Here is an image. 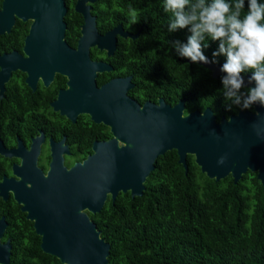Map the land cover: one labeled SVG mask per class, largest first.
Here are the masks:
<instances>
[{
    "label": "water",
    "instance_id": "95a60500",
    "mask_svg": "<svg viewBox=\"0 0 264 264\" xmlns=\"http://www.w3.org/2000/svg\"><path fill=\"white\" fill-rule=\"evenodd\" d=\"M94 1L75 0L73 4L82 17L75 47L64 38V0L0 3V34L8 33L16 19L29 21L22 52L0 54V93L3 82L16 69L26 73L25 81L32 88L37 76L47 85L53 74H62L66 88L58 91L51 103L53 109L72 122L84 113L111 133L107 140L93 141L92 152L68 167L62 157L66 146L50 141L45 172L36 164L38 148L34 142L41 137L33 138L28 151H16L20 162L12 166L14 177L0 180V197L6 199L11 192L40 237V249L60 264H107L109 244L87 212L100 211L106 198L113 201L119 192L141 195L154 160L167 150L176 151L185 171L186 155L191 154L199 170L214 180L230 175L235 182L247 170L253 171L264 190V107L253 105L252 110H239L216 120L209 107L184 114L183 98L173 105L161 97L139 104L126 94L133 85L131 75L112 77L97 85L96 75L112 66L91 59L89 49L103 50L109 57L117 36L134 38L136 33L123 31L120 24L99 33L90 13ZM222 63L201 65L217 77ZM221 157L225 162L218 164Z\"/></svg>",
    "mask_w": 264,
    "mask_h": 264
},
{
    "label": "trees",
    "instance_id": "16d2710c",
    "mask_svg": "<svg viewBox=\"0 0 264 264\" xmlns=\"http://www.w3.org/2000/svg\"><path fill=\"white\" fill-rule=\"evenodd\" d=\"M74 2L64 0L63 17L64 38L72 47L82 22L81 15L73 10ZM162 3L163 0L92 3L90 13L95 16L99 33L116 24L128 31L143 24L133 39L117 36L109 57L90 48L91 58L103 59L112 66L109 72L96 75V84L131 75L133 86L127 94L139 104L145 100L156 102L161 97L173 105L183 98L184 114L205 107L212 110L216 120L236 114L239 107L233 106L230 111L226 108L230 102L224 100L221 75L212 77L206 67L188 62L171 48L169 41H186L188 33L168 32L171 14L164 12ZM131 10L138 13L135 24L131 23ZM28 24L16 19L8 33L0 34V52L19 49ZM205 43H209L205 55L212 59L217 45L207 40ZM80 118L89 121L86 115ZM97 128L100 138L110 134L104 125ZM83 129L76 131L79 151L72 150L67 164L82 159L89 151L90 138L87 131L80 134ZM185 160L186 171L174 149L165 151L154 160L141 195L131 197L129 192H119L113 201L107 197L100 211L87 212L109 244L107 264H264V190L255 172L247 170L235 182L230 175L214 180L199 170L191 154ZM24 215L19 211L21 227L29 231L30 244L34 242L37 263L59 264L56 257L41 251L39 236Z\"/></svg>",
    "mask_w": 264,
    "mask_h": 264
},
{
    "label": "flooded vegetation",
    "instance_id": "af4514ba",
    "mask_svg": "<svg viewBox=\"0 0 264 264\" xmlns=\"http://www.w3.org/2000/svg\"><path fill=\"white\" fill-rule=\"evenodd\" d=\"M92 3H90V5H92ZM120 26L123 31L132 34L136 33L137 36L143 24L139 25L134 31H128L124 29L122 25ZM22 42L23 38L19 49L2 51L0 54L10 52L11 50H16L21 53ZM25 77V72L16 69L10 72L8 79L2 84L3 89L0 93V180L3 176L14 177L12 166L20 162V156L16 154V151L19 152L21 149L23 151H28L33 138L36 139L41 137L36 144L34 142V145L38 148L36 164L43 172H45L48 167L50 141L60 142L61 146H66L67 153L63 151L62 157L63 164L68 167L75 162L72 161L70 164H67V158L73 154L72 150L79 151L78 144L76 143V139L79 135L76 132L77 130L84 127V129L80 131V134H84V132L87 131V137L90 138L88 145L89 151L85 153L84 157L92 152L91 145L93 141H103L111 138L110 132L109 135H104V138L98 137L99 135L96 132L98 129L97 127L103 124L92 122L88 115L84 113L77 114L72 122L53 109L51 103L56 99L58 91L66 88V77L64 75L58 73L53 74L47 85H44L40 77L37 76L34 80L33 88L25 81ZM82 115H86L88 120L92 123L84 118H80ZM16 207L18 208V212L16 211ZM19 211H21L19 204L13 200L10 191L7 192L6 199L0 197V264H40L37 263L35 256L34 242L32 244L29 242L31 239V237L27 235L29 231L21 227ZM6 253L7 262L4 261Z\"/></svg>",
    "mask_w": 264,
    "mask_h": 264
},
{
    "label": "clouds",
    "instance_id": "9594fccd",
    "mask_svg": "<svg viewBox=\"0 0 264 264\" xmlns=\"http://www.w3.org/2000/svg\"><path fill=\"white\" fill-rule=\"evenodd\" d=\"M162 7L171 14L168 32L188 33L186 41H169L177 56L195 64H216L224 58L219 72L224 100L230 102L227 110L264 107V2L163 0ZM137 15L131 10L132 24L138 22ZM206 40L217 45L212 59L205 55ZM224 162V157L217 161Z\"/></svg>",
    "mask_w": 264,
    "mask_h": 264
}]
</instances>
